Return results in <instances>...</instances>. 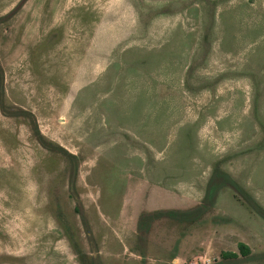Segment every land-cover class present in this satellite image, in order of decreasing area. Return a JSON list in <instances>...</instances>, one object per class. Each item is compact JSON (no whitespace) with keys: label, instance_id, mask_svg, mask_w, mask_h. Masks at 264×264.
<instances>
[{"label":"rangeland","instance_id":"1","mask_svg":"<svg viewBox=\"0 0 264 264\" xmlns=\"http://www.w3.org/2000/svg\"><path fill=\"white\" fill-rule=\"evenodd\" d=\"M0 264H264V0H0Z\"/></svg>","mask_w":264,"mask_h":264},{"label":"trees","instance_id":"2","mask_svg":"<svg viewBox=\"0 0 264 264\" xmlns=\"http://www.w3.org/2000/svg\"><path fill=\"white\" fill-rule=\"evenodd\" d=\"M35 136L37 137V140L39 141V143L44 147V148H46V149H48V150H53L45 141H44V139H43V137L39 134V132L37 131V129H35ZM60 151H61V149H59ZM68 156L70 157V158H73V156L72 155H69L68 154ZM173 214V212H171V213H168V215L169 216H171ZM145 217V215L144 216H142L140 219H139V222H138V227L141 229V227H142V219ZM149 217V221L150 220H152V215H150V216H148ZM154 217H156V216H153V218ZM149 221H148V223H149ZM147 223V222H146ZM238 252H239V254L243 257V258H247L249 255H250V249L246 246V245H244V244H240L239 246H238ZM225 257H224V259L225 258H233V259H237L238 258V255L237 254H228V255H224Z\"/></svg>","mask_w":264,"mask_h":264}]
</instances>
